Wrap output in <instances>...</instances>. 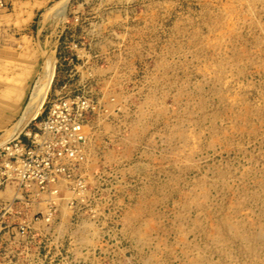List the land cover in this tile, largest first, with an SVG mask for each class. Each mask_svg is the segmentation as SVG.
I'll return each mask as SVG.
<instances>
[{"label":"rangeland","instance_id":"rangeland-1","mask_svg":"<svg viewBox=\"0 0 264 264\" xmlns=\"http://www.w3.org/2000/svg\"><path fill=\"white\" fill-rule=\"evenodd\" d=\"M1 1L0 147L70 96L87 136L56 193L0 184V264H264V0Z\"/></svg>","mask_w":264,"mask_h":264},{"label":"built area","instance_id":"built-area-1","mask_svg":"<svg viewBox=\"0 0 264 264\" xmlns=\"http://www.w3.org/2000/svg\"><path fill=\"white\" fill-rule=\"evenodd\" d=\"M84 104L79 96L56 99L46 117L25 133L26 140L18 138L3 144L0 147V184L7 186L18 182L21 188L31 191L56 193L58 182L65 179L67 166L77 161L84 147L83 122L87 112L82 110ZM11 207V203L0 202V210L10 211Z\"/></svg>","mask_w":264,"mask_h":264},{"label":"bare ground","instance_id":"bare-ground-1","mask_svg":"<svg viewBox=\"0 0 264 264\" xmlns=\"http://www.w3.org/2000/svg\"><path fill=\"white\" fill-rule=\"evenodd\" d=\"M46 65H45L46 69L44 71V74L41 77V79L37 82V84L35 85L34 90L32 92V95L30 96V100H29V102H28V104H27V106H26V108H25V110L23 112L21 120L15 126V130L16 131H18L20 129L21 121H23L25 119L36 118L39 115V113H40V111L42 109V106H43V104L45 102V99H46V96H47V92H48V90H49V88L51 86V83H52V80H53V77H54V73H55V66L53 65V63H50V60L47 61ZM84 127H83V130H84V134H85V128ZM85 136H87V134H85ZM84 147L82 149H84ZM61 181L58 182L59 185H61ZM11 191H13V188L12 187H7V190L5 191V195L10 196L9 194H10ZM47 192H49V191H47ZM15 194H17V192H15ZM18 196H20V195H18ZM47 196H49V195H47ZM45 201H47V200H45ZM47 218H49V217H47ZM48 220H50V219H48Z\"/></svg>","mask_w":264,"mask_h":264}]
</instances>
